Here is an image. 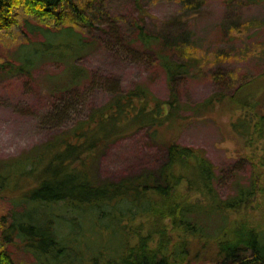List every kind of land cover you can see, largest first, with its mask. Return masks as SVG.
Here are the masks:
<instances>
[{
    "label": "trees",
    "instance_id": "trees-1",
    "mask_svg": "<svg viewBox=\"0 0 264 264\" xmlns=\"http://www.w3.org/2000/svg\"><path fill=\"white\" fill-rule=\"evenodd\" d=\"M76 1L0 0V30L15 25L22 8L58 30L48 28L49 42L32 54L55 53L63 45L64 52L74 53L85 46L81 27L75 25L89 21L85 6ZM66 21L72 23L64 25ZM144 27L137 24V39L147 48L165 49L158 60L168 97L135 84L29 152L0 160V182L20 189L17 202L24 207L12 212L5 238L20 237L49 264H184L201 251L216 264H264V71L233 93L224 89L186 104L176 86L179 77L192 71L193 61L171 56L173 42ZM55 35L70 39L55 43ZM85 75L83 68H71L65 83L75 85ZM225 76L214 77L223 82ZM227 102L240 111L234 130L255 144L254 150L257 142L263 143L249 182L237 183L233 194L218 192L216 166L204 149L174 140L168 141L167 158L156 171L117 181L96 178L95 160L115 139L141 128L157 137L163 126H182L188 119L185 111L212 114ZM86 232L100 242L89 246L83 240ZM0 264L18 263L0 248Z\"/></svg>",
    "mask_w": 264,
    "mask_h": 264
},
{
    "label": "rangeland",
    "instance_id": "rangeland-1",
    "mask_svg": "<svg viewBox=\"0 0 264 264\" xmlns=\"http://www.w3.org/2000/svg\"><path fill=\"white\" fill-rule=\"evenodd\" d=\"M76 2L85 6L89 21L75 25V29L81 27L85 46L81 50L69 46L77 49L74 53L64 52L63 45L55 53L32 54L49 42L48 28L57 29L53 22L27 15L22 8L16 11L17 23L0 30V160L29 152L135 84L143 83L158 97L167 98L166 73L158 60V53L165 49L147 48L138 40L137 24L173 42L174 58L193 61L192 71L179 77L176 86L186 104L202 102L224 89L233 93L239 84L264 71V0ZM56 39L55 43L70 38ZM77 66L86 75L68 85L69 70ZM217 74L226 75V83L215 79ZM239 112L227 102L212 114L185 111L188 119L182 126H163L157 137L146 128L121 136L97 156L96 178L117 181L156 171L167 158L168 141L174 140L204 149L216 166L218 192L222 197L233 194L237 183L249 182L252 162L263 152L262 141L254 150L256 145L246 143L232 127ZM19 192L0 182V248L7 249L18 264H49L20 237L11 242L5 238L12 212L24 209L17 202ZM98 238L87 232L83 236L89 246L98 244ZM184 264L216 262L201 251Z\"/></svg>",
    "mask_w": 264,
    "mask_h": 264
}]
</instances>
